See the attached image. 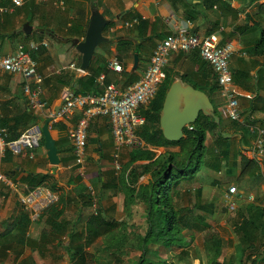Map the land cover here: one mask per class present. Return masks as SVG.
Here are the masks:
<instances>
[{
    "label": "crops",
    "instance_id": "1",
    "mask_svg": "<svg viewBox=\"0 0 264 264\" xmlns=\"http://www.w3.org/2000/svg\"><path fill=\"white\" fill-rule=\"evenodd\" d=\"M90 2L64 0V4L59 6L51 1L24 0L22 5L14 6L13 11L0 13V54L13 53L19 45L29 51L43 78L40 99L44 102L41 109L29 107L23 92L24 78L20 74L0 72V119L7 132L21 134L30 130L38 137L34 148L23 145L8 147L2 170L22 189L45 184L58 192L63 197L60 204L63 213L58 219L65 220L70 228L63 234L50 233L48 219L57 220L51 212H43V216L38 219L40 222H33L28 210L20 204L17 192L0 181V233L8 230L0 237V247H3L0 261L4 262L7 258H17L18 261L26 259L30 263L35 261L32 254L38 255L39 251L28 240L39 242L43 251L53 246L64 248L69 230H83L88 217L94 213L92 201L90 205L85 203L82 195L83 192L89 193L90 185L93 188L99 186L98 205L110 218L114 219L112 213L118 212L121 205L126 206L121 184L114 188L113 183L106 187L101 185V181L112 177L110 172L114 168V143L107 116H97L89 123L85 148L87 170L83 176L75 165L74 144L69 136L81 115V109L74 107L65 117L55 116L49 122L60 159L57 165L49 163L44 141L41 140L43 137L36 126L42 125L40 116L50 117V112H56L55 107L61 106L66 96L100 93L101 74L107 73V77L113 80L111 83L120 89L136 82L148 65L157 43L177 27L187 26L191 34L199 37L215 34L219 44L231 42L234 45L229 67L238 90L241 113L240 125L234 127L233 120L225 114V100L213 70L205 60L194 52L171 53L165 77L167 74L172 81L179 79L182 84H190L204 91L215 107L213 111L220 119L221 130L233 139L226 142L224 155L221 154L220 159L221 168L217 172L224 178L223 182L228 177L231 180L221 190L219 203L224 200V204L219 208L211 205L210 210L211 215L215 214V210L220 213L218 224L226 232L212 233L203 239V258L209 261L214 257V249L218 248L216 260L219 264H251V260H255L256 264H264V154L254 149L255 133L251 128L264 126V0H94L95 8L111 25L103 29V35L108 39L95 48L90 66L88 64L85 71H80L76 68H80L78 61L79 58L81 60V54L70 41L83 39L92 11ZM0 5L12 6V0H0ZM134 18H138L137 24L129 27L125 25V22ZM32 43L40 44L37 50H30ZM135 55L138 57L136 66ZM112 56H117L122 64L120 73L107 68ZM88 76L95 77L94 85L87 91L82 84L79 86L82 93H75V80ZM145 106L140 107V112ZM217 110L221 115L217 114ZM90 138L94 140L89 141ZM211 139L212 136L207 142L206 138V144H210ZM127 148L123 153L122 166L131 150ZM144 148L154 151L156 155L167 149H179L178 146L153 147L147 144ZM247 160L254 162L256 167L253 169L249 166V172L240 177ZM223 161L224 170H221ZM142 162L145 161L136 163ZM41 175H47L42 182ZM147 179L148 174H145L138 182H146ZM211 183L218 181L213 179ZM231 184L236 185L237 192L230 196L236 205L230 211L226 194ZM202 187L200 198L204 192ZM178 195L177 192L176 197ZM211 215L209 219H212ZM202 217L199 222L202 225L196 229L197 232L192 231L194 227L185 229L187 234L184 230L186 239L190 237L194 240L199 231L201 234L214 228L209 222L206 224ZM241 223L245 226L238 231ZM54 235L62 242L53 239ZM214 240L218 241L217 244ZM201 261L202 255H199L196 264H202Z\"/></svg>",
    "mask_w": 264,
    "mask_h": 264
},
{
    "label": "trees",
    "instance_id": "2",
    "mask_svg": "<svg viewBox=\"0 0 264 264\" xmlns=\"http://www.w3.org/2000/svg\"><path fill=\"white\" fill-rule=\"evenodd\" d=\"M90 7L91 9L95 8L94 0H91ZM109 25H111L110 22L106 24L104 30ZM80 62L79 58L78 66ZM105 76L106 83L113 81L107 77V73ZM75 81L74 92L81 94L82 90L79 86L84 84L88 91L94 85L95 77L77 78ZM171 82L172 78L166 74L156 95L141 112L145 117V122L138 128L137 134L147 145L153 147L178 146L179 149L177 151L167 149L158 155L148 148L131 149L127 154L128 160L122 166L120 173H115V170L112 169L110 172L112 177L107 181H101L102 187H106L110 183H113V188L117 184L122 185L126 207L136 202H141L143 205L142 215L145 228L142 232H136L135 237H132V244L138 250L137 257L132 259L127 255L129 251L126 250L125 241L129 237V227L126 222L110 218L101 205H98L97 212L90 214L83 230H69L68 241L64 244V250L70 259V264H175L167 256L162 257L161 252L167 254L174 247L185 249L186 236L184 230L198 226L201 221L200 216L197 222L188 221L181 213V209L175 207L174 198L177 192L179 193L180 186L197 178L202 179V176L199 175L202 167L206 170H220L221 154L224 155L228 137L223 135L220 119L219 122H215L212 116H205L200 113L193 123L184 127L182 138L177 141L165 139L159 126V116L165 93ZM33 119L36 121V117ZM233 124L234 127L240 125L238 121H233ZM208 131L212 133L210 144H206ZM19 136V132L11 134L8 131L6 141H14ZM91 140L94 139L90 138L89 141ZM7 150L8 148H6L5 154ZM137 161L145 162L136 163ZM249 166L253 169L256 167L254 162L247 160L246 167L240 172V177L245 172H249ZM145 174H148L147 181L138 182L139 178ZM40 177V182H42L47 175ZM82 195L85 203L90 205L92 201L90 194L83 192ZM200 195L201 188L199 187L195 190L196 199L199 200ZM98 198L100 199V196ZM62 200L63 197L59 196L56 204L43 211L44 213L51 212L52 216L57 219L55 221L48 219L52 234H63L70 229L65 220L58 219L63 213V209L60 207ZM198 206L202 207L201 205ZM244 226L245 224L241 223L238 231H241ZM7 232L8 230L0 233V237ZM99 238L101 242L95 246L94 252L89 251V247H92ZM53 239L59 243L62 242L55 235ZM44 240L46 239L44 238ZM28 242L42 254L43 250L39 242L32 240H28ZM214 242L217 244L218 241L214 240ZM1 254H3V247H0ZM217 255L218 248H215L214 257L204 264H219L216 260ZM126 256L128 260H125ZM256 263L255 260H251V264ZM0 264L3 262L0 261ZM17 264L38 263L36 261L30 263L26 259H21Z\"/></svg>",
    "mask_w": 264,
    "mask_h": 264
},
{
    "label": "built area",
    "instance_id": "3",
    "mask_svg": "<svg viewBox=\"0 0 264 264\" xmlns=\"http://www.w3.org/2000/svg\"><path fill=\"white\" fill-rule=\"evenodd\" d=\"M23 1L12 0V6L0 5V13L13 11V7L22 5ZM38 1H51L59 6L64 4V0ZM137 23L138 18H134L125 22V25L129 27ZM41 44L47 45L46 42H41ZM39 45L38 43L30 44V50H37ZM234 51L235 48L231 42L219 44L215 34L199 37L191 34L187 26L177 27L157 43L148 65L136 82L120 89L114 83H104L105 75L101 74L99 76L102 84L100 93L66 96L59 110L50 112V117L51 119L55 116L65 117L74 107L81 109L80 117L69 132L74 144V162L79 174L83 176L87 170L85 148L88 127L90 121L97 116L104 115L109 118L114 143L112 157L115 169L121 168L118 157L122 147L130 149L145 147V142L137 134L138 128L145 122L140 107L147 105L156 95L165 78V68L173 52H194L211 66L221 95L225 100V114L229 119L239 122L241 113L238 104V90L233 82L229 67V60ZM107 68L117 73L123 69L117 56H112L108 60ZM76 69L81 71L78 67ZM0 72L20 74L24 78L23 92L26 94L29 107L41 109L44 106V102L40 99L43 78L37 71L36 60L22 45H19L13 53L0 54ZM251 128L255 133L254 149H258L264 154V126ZM6 136L7 128L0 119V181L17 192L20 204L28 210L30 219L35 222L46 208L58 202L59 194L45 184L22 189L18 182L5 175L2 170V161L5 157L6 148L23 145L31 149L38 142L37 135L30 130H25L14 141H6ZM88 190L92 198V208L96 213L98 207L96 191L91 185ZM236 192V185L228 186L226 199L227 208L230 211L236 206L230 196Z\"/></svg>",
    "mask_w": 264,
    "mask_h": 264
},
{
    "label": "rangeland",
    "instance_id": "4",
    "mask_svg": "<svg viewBox=\"0 0 264 264\" xmlns=\"http://www.w3.org/2000/svg\"><path fill=\"white\" fill-rule=\"evenodd\" d=\"M217 114L221 115L219 110H217ZM223 135L228 137L229 142L233 141V139L228 134H225L223 132ZM210 136H212L211 132L207 134V140H208L207 142H209ZM125 148H121L120 155L118 157V163L120 164V166H122V163H123L122 162V159L124 156L123 153L124 151H127ZM113 169L117 173H120L121 171V168L119 169L113 168ZM201 170L202 171L199 172V175L202 176V179L197 178L191 182H187L184 185L180 186L179 195L177 197L175 196L174 198L175 200L174 205L176 208L182 209L181 213L186 217L188 221L197 222L199 221L198 217L203 216L202 218L206 222V224L209 222L210 224H212L214 228H212L211 230L207 229L205 231H202L204 229L203 228L201 230L202 231L201 234H200V231L195 234L194 240L188 237L186 239L185 249L174 247L172 251L168 252L167 254H165L164 252H161L160 255L162 257L167 256V258H169V260H172L175 264H196L199 255L200 256L202 255L203 262L202 261L201 262L202 264H204L207 260L203 258L204 256L203 255V243H202L203 239L212 233L218 234V232H226L225 231L226 229L224 230V228H222L218 224V218H219L220 213L217 210H215V214L211 215L210 210H211V205H213V208L215 206L216 208H219L221 205L223 206L224 200H220V203H219V199H221L219 198L221 194V190L223 189V185L225 184L227 185L228 183L231 182V180H229V177H228L226 178V181L223 182L224 178L221 175H219V173H217L218 171L216 170L214 171L206 170L203 167ZM221 170H224V161H223ZM223 173L224 171L222 172V174ZM225 175H227V173H225ZM213 179H216L218 183H211ZM201 185L203 186L202 188L204 189V192H203V197H201L198 200L196 199V196H195V190L197 187H200ZM98 188H99L98 185L94 186L96 194L98 192L97 191ZM195 204L201 205L202 208H200L199 206L195 207L196 206ZM142 213H143V205L141 202L132 203L128 207L121 205L118 212L112 213L114 219L118 221L122 220V222L123 221L126 222V224L129 227L128 229L129 237L126 238L125 244L127 245L126 250L129 251L127 255L132 259H135L138 254V250H136L132 244L133 242L132 237H135L136 232H142L145 228V222H144ZM209 215H211L212 219H209L210 218ZM230 216L232 217V215ZM231 217L229 218V220L231 219ZM38 222H40V220L36 221V223ZM201 225H202L201 223H198V226L194 227L192 231L197 232L198 230L196 229H198V227ZM187 233L188 231L185 230V234ZM100 242H101V239L99 238L92 247H89V251L94 252L95 246L99 244ZM42 252L43 254H40V252H38V255L32 254V256L35 257V261L38 264H70V259L66 255L65 250L64 248H62V246L47 247V249H45ZM29 253H31V251ZM27 254L28 253L23 254V256ZM125 260H128L127 256ZM17 261H18L17 258H9V259L7 258V260H5L3 264H17Z\"/></svg>",
    "mask_w": 264,
    "mask_h": 264
},
{
    "label": "water",
    "instance_id": "5",
    "mask_svg": "<svg viewBox=\"0 0 264 264\" xmlns=\"http://www.w3.org/2000/svg\"><path fill=\"white\" fill-rule=\"evenodd\" d=\"M108 20L97 9L93 8L89 17L88 26L82 40L72 39L71 45L81 54L80 69L85 71L95 48L106 41L103 29ZM138 62L137 55L134 56V66ZM65 99H62V102ZM60 105L55 107L59 110ZM214 107L209 96L202 90L194 88L190 84H182L179 79L171 82L167 89L159 116V126L163 137L169 141H177L183 136L184 127L193 123L198 115L212 116L215 122L219 121L214 114ZM41 126L36 130L41 133L46 148L47 159L50 164L57 165L60 161L54 139L49 130L50 117L40 116Z\"/></svg>",
    "mask_w": 264,
    "mask_h": 264
}]
</instances>
